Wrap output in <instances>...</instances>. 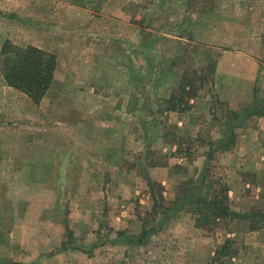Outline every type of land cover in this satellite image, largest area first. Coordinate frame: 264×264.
Returning <instances> with one entry per match:
<instances>
[{
  "label": "rangeland",
  "instance_id": "rangeland-1",
  "mask_svg": "<svg viewBox=\"0 0 264 264\" xmlns=\"http://www.w3.org/2000/svg\"><path fill=\"white\" fill-rule=\"evenodd\" d=\"M8 42L56 66L0 78V264H264V0H0Z\"/></svg>",
  "mask_w": 264,
  "mask_h": 264
},
{
  "label": "trees",
  "instance_id": "trees-1",
  "mask_svg": "<svg viewBox=\"0 0 264 264\" xmlns=\"http://www.w3.org/2000/svg\"><path fill=\"white\" fill-rule=\"evenodd\" d=\"M2 47V58H4L1 59L0 68L4 81L8 85L26 93L34 102L39 101L53 78L56 66L54 54L32 45L19 47L9 44L8 48L6 45ZM200 183H203V178ZM200 194L201 192L198 188L197 195L192 201L194 206L199 207V210L201 209V211H198L201 215L200 219L206 216L215 218L235 216V213L230 211L222 201L217 200L218 196L214 195L207 198V193L205 195ZM164 220L165 217L160 218L157 225L162 224ZM155 228L156 225L154 224L150 227H142L137 235H132L128 238V242L131 244H142Z\"/></svg>",
  "mask_w": 264,
  "mask_h": 264
},
{
  "label": "crops",
  "instance_id": "crops-1",
  "mask_svg": "<svg viewBox=\"0 0 264 264\" xmlns=\"http://www.w3.org/2000/svg\"><path fill=\"white\" fill-rule=\"evenodd\" d=\"M0 78H1V80H2V82H3V79H4V78H2V76H0ZM53 84H54V78H52V81H51V83H50V87L53 86ZM7 87H8V89H12V87H10V86H8V85H7ZM47 89H48V88H47ZM49 89H50V88H49ZM12 90H13V89H12ZM46 91H47V90H46ZM48 93L50 94L51 92H48V91L46 92V96H47V98H48V96H49ZM51 96H52V95H51ZM44 99H45V98H44ZM31 101H32V100H31Z\"/></svg>",
  "mask_w": 264,
  "mask_h": 264
}]
</instances>
